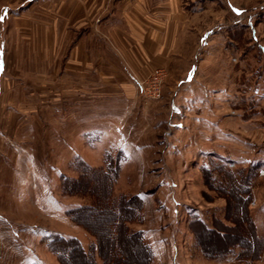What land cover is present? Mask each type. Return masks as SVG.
I'll use <instances>...</instances> for the list:
<instances>
[{"label":"rangeland","instance_id":"1","mask_svg":"<svg viewBox=\"0 0 264 264\" xmlns=\"http://www.w3.org/2000/svg\"><path fill=\"white\" fill-rule=\"evenodd\" d=\"M181 4L187 22L180 62L185 72L197 63L201 96L198 106L185 107L183 113L172 104L177 99L183 105V98L165 89L185 72L171 75L160 65L141 79L154 89L151 73L165 71L160 100L139 93L141 100L153 104L151 109L125 108L123 100L106 109L100 99L94 105L86 101L75 106L71 104L75 94L69 92L74 77L69 75L68 55L75 43L70 41L71 31L79 28L61 27V62L28 59L27 44L9 43L13 24L0 28V264H60L45 240L53 234L77 238L87 251L91 249L94 238L67 213L97 205L85 217L90 225L105 211L100 208L96 182L103 177L82 172L79 167L86 166L79 160L94 168L106 167L108 153L120 166L113 194H138L145 201V223L132 227L142 230L153 247V264H264V250L247 262L233 254L213 258L197 247L189 226L192 217L199 216L210 228L218 224L225 235L229 230L240 232L239 241L245 242L247 234L232 208L226 217L228 197L213 188L202 167L223 163L235 173L259 167L250 185V208L264 237V174H260L264 171V0H181ZM63 19L61 23L68 24L64 15ZM45 47L52 49L53 44ZM176 123H183V128L176 129ZM143 131L147 138L141 144L135 136ZM64 178L68 187L71 180L77 182L74 195L63 193Z\"/></svg>","mask_w":264,"mask_h":264},{"label":"crops","instance_id":"2","mask_svg":"<svg viewBox=\"0 0 264 264\" xmlns=\"http://www.w3.org/2000/svg\"><path fill=\"white\" fill-rule=\"evenodd\" d=\"M79 1L0 0V28L13 24L16 32L13 31L9 43L27 44L28 59L60 62L64 42L61 27L79 28L71 31L74 32L70 41L75 43L68 55L69 75L74 77L69 88L71 96L75 94L71 104L77 106L87 101L89 106V102L100 99L107 109L123 100L127 103L125 108L151 109L153 104L139 96V81L143 76L159 65L169 68L171 75L175 71L183 75L187 69L179 56L187 22L181 0H111L106 4L102 0ZM63 15L68 24L61 23ZM46 44H53L52 49L46 50ZM3 66L7 68L6 63ZM198 82L195 62L181 80L165 89L166 93L174 92L177 98H183V105L177 99L172 103L173 109L183 113L185 107L198 106L197 98L201 97ZM185 90L193 93L185 96L182 94ZM79 93L87 95L83 98ZM183 125L174 124L176 129H182ZM137 134L135 138L140 142L147 138L144 131Z\"/></svg>","mask_w":264,"mask_h":264},{"label":"trees","instance_id":"3","mask_svg":"<svg viewBox=\"0 0 264 264\" xmlns=\"http://www.w3.org/2000/svg\"><path fill=\"white\" fill-rule=\"evenodd\" d=\"M79 163L86 166L79 167L82 172L86 170L91 177L98 172L103 177L102 181L98 177L96 182L97 192L101 198L100 208H105V211L98 214L99 217L94 218L90 225L84 222L85 217L87 218V214L92 210H96L97 205H83L68 211L70 220L89 233L94 238V243L87 251L77 238H67L61 234H53L46 238L49 248L57 255L60 264H98V259L102 264H153L155 259L153 247L147 242L142 230H135L132 227L133 224L145 223L144 199L138 194H113L114 185L120 176L117 160L115 161L108 153L105 157L106 167H91L83 159H80ZM202 171L205 176L210 175L213 188L222 191L228 197L230 206L226 207V217H229V210L232 208L237 221L240 220L243 225L247 240L242 243L239 241L240 232L229 230L225 235L218 224L210 228L203 218L193 216L189 226L197 247L219 260L229 254L246 262L259 258L264 250V237L258 232L250 208L252 202L250 185L256 177L255 173L258 174L259 167L242 168L235 173L226 164L214 162V167H202ZM215 172L221 178H217ZM71 183L68 187L67 179L64 178L62 183L64 194L74 195L73 189L77 182L71 180ZM234 216H231V219H234L232 218ZM216 219L221 221L220 218Z\"/></svg>","mask_w":264,"mask_h":264},{"label":"built area","instance_id":"4","mask_svg":"<svg viewBox=\"0 0 264 264\" xmlns=\"http://www.w3.org/2000/svg\"><path fill=\"white\" fill-rule=\"evenodd\" d=\"M151 79L154 81V89L148 85V83L140 80L139 86H140V92L144 95L145 98L151 99V100H160L163 96V83H164V77H165V71L163 70H156L153 71L150 75ZM261 175L264 174V171H261Z\"/></svg>","mask_w":264,"mask_h":264}]
</instances>
